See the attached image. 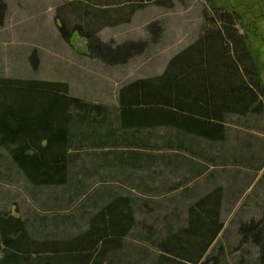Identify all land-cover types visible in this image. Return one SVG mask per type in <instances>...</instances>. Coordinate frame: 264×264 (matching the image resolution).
Here are the masks:
<instances>
[{
	"label": "rangeland",
	"instance_id": "obj_1",
	"mask_svg": "<svg viewBox=\"0 0 264 264\" xmlns=\"http://www.w3.org/2000/svg\"><path fill=\"white\" fill-rule=\"evenodd\" d=\"M209 2L223 12L237 13L231 14L229 25L243 38L250 62H256L253 71L256 66L260 71L256 80L263 94L248 105L251 115L245 119L239 116V125L227 128L224 143L191 142L187 135L186 140L181 139L175 129L158 127L135 133L134 145L73 149L67 182L61 186L31 185L0 148V215L20 218L32 245L43 248L45 242L79 237L107 204L120 197L125 199L133 222L117 249L106 253L103 264H191L166 260L159 243L165 246L186 236L181 229L187 228L188 212L206 198L211 188L207 179L224 178L220 186L227 202L231 185H245L247 198L251 192L257 193V182L264 181V146L257 149V140L264 143V112L258 123L252 117L257 118L254 110L264 102V0H125L112 4L4 0L0 77L66 83L70 96L105 109L116 103L120 87L161 75L174 56L202 34L223 26ZM61 21L69 30L77 24L82 30H94L97 40L112 47L144 41L146 49L124 64H106L88 52L87 39L78 31L63 40L58 30ZM105 109L94 113L101 115ZM140 142L145 145H137ZM179 143L187 148H179ZM189 148L200 153L218 151L215 163L224 161L225 165L206 171L202 157L191 159L182 154H188ZM257 160L258 172L254 170ZM216 187L208 197L220 198ZM229 208L233 206L227 204L225 209ZM254 214L253 208L218 213L222 229L198 264L217 253L223 264H258V249L244 244L247 239L243 242L238 232L241 225L249 223L242 219L247 215L253 219Z\"/></svg>",
	"mask_w": 264,
	"mask_h": 264
},
{
	"label": "trees",
	"instance_id": "obj_2",
	"mask_svg": "<svg viewBox=\"0 0 264 264\" xmlns=\"http://www.w3.org/2000/svg\"><path fill=\"white\" fill-rule=\"evenodd\" d=\"M90 1L112 4L125 0ZM4 9V0H0V26ZM210 9L223 26L211 31L212 35L205 33L174 56L161 75L131 82L121 93L119 116L113 111L95 114L97 107L70 96L66 83L0 77V148L26 181L33 186L64 185L73 149L134 145L135 133L158 127L176 129L182 136L219 139L221 116L248 110L249 103L261 99L263 92L256 80L257 66L254 71L252 68L256 62H250L243 38L237 37L229 25L231 16L237 13L231 15L215 5ZM79 26L69 30L61 21V38L68 41L71 33L78 31L87 39L88 52L106 64H124L146 49L144 41L112 47L97 40L94 30ZM111 115L114 120L110 122ZM181 143L179 148H187ZM218 204V195L198 201L188 212L187 228L181 229L186 236L180 241L172 239L165 246L159 243L162 256L200 263L221 228ZM93 220L79 237L45 242L39 248L28 240L20 218L1 214L0 264H103L106 253L117 249L130 230L133 216L125 199L119 197ZM249 230L251 240L257 243V262L264 264V209L256 223L240 226L243 242ZM202 264H223L220 253Z\"/></svg>",
	"mask_w": 264,
	"mask_h": 264
},
{
	"label": "crops",
	"instance_id": "obj_3",
	"mask_svg": "<svg viewBox=\"0 0 264 264\" xmlns=\"http://www.w3.org/2000/svg\"><path fill=\"white\" fill-rule=\"evenodd\" d=\"M212 34L213 33H210L209 35H212ZM202 35H204V34H202ZM259 72L260 71L257 70V77L261 76V74H259ZM127 86H122L118 89L119 91L117 93L116 103L114 105H111V106L107 105L106 109L103 106L100 107L97 104H93V103H89V106L90 107H97L98 110H102V108H103V110L105 109V113H107L109 111H113L116 113V115L119 116L120 111H121V102H120L121 93L123 92V90H125L127 88ZM249 104H255V102H251ZM94 109H96V108H94ZM245 111H246V113H244ZM245 111H243V112H227V113L223 114V116H221V121H220V124H221L220 134H221V136L217 140H210V139H206V138L196 136L193 134L187 135V138H189V141H191V142H193L194 140L206 141V142H211V143H215V144H217L219 142H223V143L227 142V141H225L227 139V136H226L227 128L239 125L238 124V120H239L238 117L239 116H241L243 119H245L251 115V114H249V110H245ZM254 111H255L254 113L257 116V118L255 116H252V117H253V119H255L254 121H257V123H258L259 115H262V113L264 112V102L261 101V105L258 107V109H255ZM105 113H102V115H104ZM224 115L229 116L230 118H225ZM160 128H162V127H160ZM165 129H166V127H165ZM176 134L182 136L181 134H179L178 130H176ZM184 136H186V135H184ZM184 136H182L183 138H181V139L186 140V138H184ZM232 139L235 141L236 137H233ZM179 141H182V140H179ZM263 146H264V143L257 140V149L261 148ZM182 154L188 155V157H190L191 159H194L195 157H202L203 158L202 160L205 161V163H202V165L204 166V169L206 171H208L209 169H213L214 167H219V166L225 165L224 161H222L220 163H215V160H216L215 158L218 156V151L210 150V151H206L205 153H200L199 151H196L192 148H189L188 154H185V153H182ZM229 154H231V153H229ZM257 159H259V158L257 157ZM192 162L194 163L193 160H192ZM258 163H259V161L257 160V169H254V170H257V172L261 170V167L258 166ZM219 173L220 172H216V174H218V175H219ZM223 181H224V178L220 177V176H218L216 179H213V180L207 179L208 185H211V188L207 191V195H209V192L211 190L212 191L215 190L214 187L216 185H217V187H216L217 192L220 193L219 204H218V213L219 214H220V212L221 213H228L229 211L231 213L244 212L247 209L253 208L254 213H255L254 218L251 219V216L247 215L245 218L242 219V221L249 220V222L252 221V222L256 223L257 222V220H256L257 212L259 213V217L261 219V217L263 216V209H264V181H262L261 183L257 182V184L260 185V188L257 190V193H254L252 195V192H251L247 198L244 197V192L247 189V188L245 189V185H237V186L231 185L233 187L232 193L230 195L229 194L227 195V196H230V198L228 200L230 202L226 201L227 198L225 197V192H224V198H222L223 193L221 192L222 189H221L220 185ZM207 195H206V198L208 197ZM251 195H252V197L249 200H247ZM227 204H229L231 207L233 206V208L225 209L227 207ZM219 208H220V210H219ZM221 229H222V224H221L220 230ZM254 229H253V231H254ZM220 230H219V232H220ZM218 233H217V235H218ZM250 233H252L251 230L248 231V233L246 235L247 240H246V243L244 242V244H251L252 246L257 248V243H255L254 241L251 240ZM216 236H215V238H216ZM215 238L211 242L209 248L216 242ZM208 249H207V251H209Z\"/></svg>",
	"mask_w": 264,
	"mask_h": 264
}]
</instances>
